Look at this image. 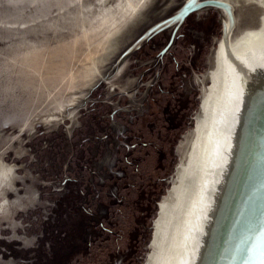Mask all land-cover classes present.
<instances>
[{
	"label": "water",
	"instance_id": "water-1",
	"mask_svg": "<svg viewBox=\"0 0 264 264\" xmlns=\"http://www.w3.org/2000/svg\"><path fill=\"white\" fill-rule=\"evenodd\" d=\"M264 0H159L34 145L0 264H261Z\"/></svg>",
	"mask_w": 264,
	"mask_h": 264
},
{
	"label": "rangeland",
	"instance_id": "rangeland-1",
	"mask_svg": "<svg viewBox=\"0 0 264 264\" xmlns=\"http://www.w3.org/2000/svg\"><path fill=\"white\" fill-rule=\"evenodd\" d=\"M137 1H141L137 8L95 43L91 57L81 61L83 65L90 60L96 61L108 44L111 45L159 0H76L61 6L48 0H0V168L13 177L12 189L7 193L9 202L25 198L34 190V145L87 95L93 80L82 70L77 82L68 90L67 99L59 106L35 112L26 126L3 117L15 113L19 116L27 104L28 93L50 89L31 78L47 65L55 64L51 54L48 56L46 52L69 41L82 29L92 30L113 19L122 20L130 3ZM79 22H84L85 26L79 27ZM18 51L16 59L19 62L30 60L29 67L19 65L15 75L4 65V60ZM37 84L40 87L36 88ZM45 98L49 97L42 96L31 104H38V100Z\"/></svg>",
	"mask_w": 264,
	"mask_h": 264
},
{
	"label": "bare ground",
	"instance_id": "bare-ground-1",
	"mask_svg": "<svg viewBox=\"0 0 264 264\" xmlns=\"http://www.w3.org/2000/svg\"><path fill=\"white\" fill-rule=\"evenodd\" d=\"M48 1H53L61 6L68 3L71 4L73 3V1L76 0H48ZM140 2L141 1L133 2V3L131 2L129 7L130 9H127L125 15L122 17V20L113 19L108 24L99 26L98 28H94L92 30L82 29L81 33L75 34V36L71 37L69 41H64L60 43L56 48L51 49V52L48 53L46 52L48 56L49 54H51V59L55 61V62L53 61L55 64H53V66L47 65L46 67L41 69V73H38V75L34 73V75H32L31 78H36L38 83L42 84L44 87L48 86L50 89H47L43 93H41L40 91L34 92L33 94L28 93L27 104L20 112V114L21 115L32 114L37 111L45 110V108L47 109L62 104V102H64L67 99L66 94L68 90L72 89L74 84L79 79L82 70H84V73L86 72L88 74L87 76L91 77V80H93L103 54L99 55L96 61L90 60L89 64L86 63L83 65L81 61L84 59V57L90 58L91 55L93 54L92 49L95 43L102 36L107 34L113 27H115L121 21H123V19L126 18L127 14L131 13L133 10L137 8ZM84 24H85L84 22H81L79 24V27L85 26ZM108 46L109 44L107 45V47ZM19 53H20L19 51L15 52L16 57H14L15 54L12 53L8 55L4 60V65L7 67V69H10L11 73L14 71L15 75L17 70L20 69L17 68L19 65L24 66V67L21 66V68L29 67L28 61L30 59L28 61H23V62H19L16 59ZM31 64H33V62ZM46 74H49L52 77L45 76ZM31 86H35V85H31ZM37 87L40 86L37 84L36 88ZM42 96H47L49 98L38 100V104H36L35 102L31 104L32 101H37L35 99L37 98L40 99ZM15 114H13L12 116H5L4 119L6 121H12L13 118L17 117ZM22 119L27 121L28 117H21V120ZM23 125H26V123L24 122ZM12 179L13 177L11 175L9 176L8 174H5V170L4 171L0 170V189L1 188L5 189V185L10 186L11 181H13Z\"/></svg>",
	"mask_w": 264,
	"mask_h": 264
},
{
	"label": "flooded vegetation",
	"instance_id": "flooded-vegetation-1",
	"mask_svg": "<svg viewBox=\"0 0 264 264\" xmlns=\"http://www.w3.org/2000/svg\"><path fill=\"white\" fill-rule=\"evenodd\" d=\"M66 97V96H65ZM32 114H24V115H17L15 114L17 117L13 118V122L19 126H23L24 122L26 123V125H28L29 118L33 115ZM21 117H28L27 121L25 120H21ZM4 118V117H3ZM25 125V126H26ZM1 171H4V168H0ZM12 189V186H7L5 185V189L1 188L0 189V217L2 218L7 212H9L15 205H17L22 199H24V197H18L16 198V200H14L13 202H9L8 198H7V193L9 190Z\"/></svg>",
	"mask_w": 264,
	"mask_h": 264
},
{
	"label": "snow or ice",
	"instance_id": "snow-or-ice-1",
	"mask_svg": "<svg viewBox=\"0 0 264 264\" xmlns=\"http://www.w3.org/2000/svg\"><path fill=\"white\" fill-rule=\"evenodd\" d=\"M261 264H264V251L261 252Z\"/></svg>",
	"mask_w": 264,
	"mask_h": 264
}]
</instances>
